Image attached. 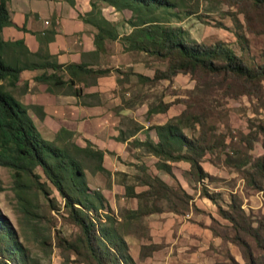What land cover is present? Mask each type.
<instances>
[{"label": "rangeland", "instance_id": "374dc122", "mask_svg": "<svg viewBox=\"0 0 264 264\" xmlns=\"http://www.w3.org/2000/svg\"><path fill=\"white\" fill-rule=\"evenodd\" d=\"M187 1L188 5L197 6V12L186 14L182 10L184 6L181 9H171L170 17L172 24L183 28L186 38L206 43L224 40L237 53H243L250 60L264 59L261 55L264 49L263 33L244 29L248 37V48L245 50L237 42L232 14L237 13L243 24L242 28H245L246 23L243 13L238 11L236 6H229L224 0ZM90 2L96 6L91 8L89 16L100 19L99 9L106 7L108 3L106 0ZM106 12L111 23L108 26H114L118 34L116 39L108 38L106 43L107 51L103 65L110 66L112 70L85 80L82 89L94 86L98 91L81 92L78 98L82 101L102 100L104 103L107 100L105 105L111 106L112 111H107L106 116H110L106 122L108 126L104 129L113 133L114 139L120 143L117 150L105 153L102 164L108 171L94 170V158L84 160L83 166L90 188L103 192L111 207V213L119 219L117 230L126 239L128 250L136 264H264V242L257 241L241 230V227L234 226L219 209H230V203L235 198L245 213L250 215L252 225L257 224L254 219L264 215V180L261 188H254L242 172L224 160L225 152L237 156V150L232 143L238 145L239 152L243 149L254 155L264 152V86L258 96L240 94L234 97L224 96L222 87L213 81V88H207L206 94L217 97L214 105L220 113L215 121L218 130L226 134L227 145L223 152L207 151L202 157L201 164L209 176H205L201 181L192 179L189 173L190 165L186 160L172 162L173 175L160 170L152 161L151 153L135 141L136 138L122 146L121 136L128 137L136 132L135 127L150 125V128L151 125L165 122L169 117L178 114L185 108L183 98H187L196 90V83L203 86L205 79H196L187 72H177L171 78L139 80L138 73L152 77L155 68L164 67L166 63L154 60L146 52L128 48L121 38L131 29L127 21L131 15L128 8ZM110 53L114 55L110 56ZM33 76L22 77L12 88L16 97H22L24 92H33L41 87L35 77L36 81L29 85L28 79L32 77L33 80ZM63 86L72 88L66 84ZM64 87L62 91L65 90ZM196 91L200 92L201 89L197 88ZM167 101L170 105L165 111L147 113L148 104L158 105ZM27 107L28 110L33 109L37 115L42 114L41 107ZM183 129L187 133L190 131L186 126ZM151 132L154 133V129ZM242 133L250 135L253 141L251 148L240 138ZM57 134L52 139L58 144H63L66 139L74 142L79 139L84 144V137L74 135L73 132L70 137L64 132L58 131ZM101 135L109 138L105 133ZM136 136L138 137V134ZM140 165H147L146 172L158 174L182 194H174L169 200L157 201L160 210L129 218L127 209L136 208L139 200L125 195V185H133L136 191L147 187L137 176L143 174ZM37 169L42 173L39 166ZM42 179L46 183L49 197L55 198V206L41 195V205L37 212L39 215L35 224L26 221L19 210L13 188L12 170L0 165V214L5 216L6 222L11 225L17 242L33 258L31 264H87L79 254L66 250L58 241L57 237L73 239L79 229L64 218L67 212L58 190L43 175ZM202 186H206L209 192L216 193L217 200L212 201L209 196L202 194ZM153 202L149 199L146 206L149 209L156 207ZM237 235L240 237L237 238ZM62 243L65 245L63 239ZM246 250L251 251L252 259H249Z\"/></svg>", "mask_w": 264, "mask_h": 264}, {"label": "trees", "instance_id": "16d2710c", "mask_svg": "<svg viewBox=\"0 0 264 264\" xmlns=\"http://www.w3.org/2000/svg\"><path fill=\"white\" fill-rule=\"evenodd\" d=\"M186 1L106 0L118 10L128 8L131 11L127 21L132 28L121 37L128 48L146 52L154 60L166 63L164 67H156L152 77L138 73L139 80L171 78L177 72H187L196 79H205L203 86L196 83L195 89L200 88V92L193 90L187 98H183L185 108L178 114L161 124L151 125L155 129L157 140L147 137L137 141L146 151L158 157L157 165L167 173L173 175L170 162L186 160L190 165L192 179L201 181L209 176L201 164L205 152H223L227 145L226 134L218 130L215 121L220 113L214 105L217 97L206 94V89L211 90L213 81H216L222 87L224 96H258L264 86V59L250 60L243 53H237L224 40L206 43L186 38L183 28L170 22L171 9L185 6L182 10L186 14L197 12V6L188 5ZM224 2L229 6H236L243 13L245 28H242L243 24L237 13L232 15L236 25V40L245 50L248 48V37L244 29L264 34V0ZM177 13L178 11L175 14ZM89 15L90 11L83 18L98 27L95 33L97 44L104 37H118L114 26H108L111 24L109 19L101 14L100 19ZM11 22L7 0H0V165L12 170L13 188L22 216L26 221L36 224L41 195L55 206V198L49 197L43 175L64 200L67 212L64 218L79 229L73 239L57 237L66 250L79 254L87 264H136L128 250L126 239L117 230L119 219L111 213L105 195L99 189L92 190L86 179L83 162L87 158L95 159L94 170L108 171L102 164L104 150L93 146L89 140L84 145L68 139L63 144H58L56 140L44 137L29 114L27 105L13 94L12 88L17 85L23 68L39 64L44 66L48 63L29 61L28 57L35 53L26 47L25 50H11L12 46L23 45L20 39L11 41L3 38L2 28ZM22 52L25 59L19 56ZM261 55L264 56V49ZM51 65L53 72L42 73L35 78L53 85L66 82L77 95H80V88L73 87L75 80L97 76L111 69L87 67L82 62H54ZM63 70L69 74L66 79H62ZM169 105L168 101L158 105L151 103L147 113L165 111ZM185 126L189 128V133L183 129ZM59 132L67 133L68 137L72 134L66 128H61ZM240 138L246 142L248 148L252 147L253 141L249 134L242 133ZM232 145L237 150V156L224 151L225 162L242 172L254 188H261L264 180V152L257 155L245 149L239 152L238 145ZM38 166L42 173L37 169ZM140 168L143 174L137 176L147 187L136 191L133 185H125V195L139 200L136 208L127 209L129 218L160 210V200H169L174 194H182L158 175L146 172V165H140ZM183 193L189 197L185 190ZM201 193L209 196L212 201L217 200L216 193L209 192L206 186H202ZM149 199L154 201L152 204L156 207L149 209L146 206ZM219 209L234 226L241 227V230L257 241L264 242V215L254 219L257 224L252 225L250 215L245 213L235 198L230 203V209ZM5 219L0 214V264H31L33 258L17 242L11 225ZM246 254L252 259L251 251L246 250Z\"/></svg>", "mask_w": 264, "mask_h": 264}, {"label": "crops", "instance_id": "0c3cea01", "mask_svg": "<svg viewBox=\"0 0 264 264\" xmlns=\"http://www.w3.org/2000/svg\"><path fill=\"white\" fill-rule=\"evenodd\" d=\"M90 1L91 0H7V8L12 22L2 28L3 38L11 41L17 39L22 40L23 45L12 46L11 50H25L26 47L30 52L35 53L28 57L30 59L29 61L33 60L36 63L43 61L48 63L44 66L39 64L38 66H27L23 68L20 73L19 82L22 77L29 78L28 76L34 75L33 80L32 77L28 79L29 85L30 83L33 84V81H36V78L34 79L36 75L42 73L49 74L54 71L51 65V63L54 62L63 64L69 62H82L85 63L87 67L111 68L108 65H103V63H105L104 58L107 51L106 43H108V38L104 37L100 44H97L95 33L98 31V27L91 21L83 18V16H87V13L91 11L93 7V3ZM112 9H115V12L118 11L113 5L108 3L107 6L101 8L100 11L101 14L108 19L106 10L111 12ZM112 55L114 54L110 53V56ZM19 56L25 59L23 52L20 53ZM61 73L63 79H66L69 75L65 70ZM89 77L93 76H86L75 80L73 86L80 88ZM38 81L39 84H41L38 90H34L33 92L26 91L22 97L17 98L28 106L39 107V109L41 107V115H37L31 108L28 111L35 125L44 137L52 139L61 128L69 129L74 135L83 136L84 144L86 140H89L93 146L103 149V160L107 151L112 153L113 149H118L117 146L120 141L115 140L114 134L104 129L108 126L106 122H108L110 116V114L108 117L106 116L108 113L107 111H112L111 106L107 105V107L105 105L107 100L104 103L102 100L100 102H94L89 100L82 101L78 98L81 96V92L93 93L98 91L96 90L97 87L87 86L84 89L81 87L82 91H80V95H77L73 93L72 88L68 89L63 86V84L69 86L66 82L53 85L43 80ZM63 87L65 88L64 91H62ZM149 126L141 125L135 127L136 132L129 134L128 137L121 136L123 139V142H121L122 146H125V144L131 140L134 141L133 138H136L135 141L144 140L147 137L157 140L156 132H151L154 128H149ZM101 133L107 134L106 137L109 136V138H105ZM137 134L138 137L136 136ZM76 142L84 145L79 139H76ZM106 148H108V150H106ZM151 155L153 156L152 161L155 163L156 167L163 170L157 165L158 157L152 153ZM172 162H170L171 165Z\"/></svg>", "mask_w": 264, "mask_h": 264}]
</instances>
